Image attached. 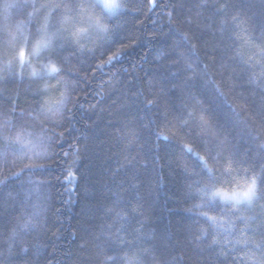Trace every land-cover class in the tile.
Instances as JSON below:
<instances>
[{"label": "trees", "instance_id": "obj_1", "mask_svg": "<svg viewBox=\"0 0 264 264\" xmlns=\"http://www.w3.org/2000/svg\"><path fill=\"white\" fill-rule=\"evenodd\" d=\"M197 2L160 0V6L149 11L143 8L141 0L142 11L127 16L126 30L117 37L126 44L131 41L130 46L110 63L101 66L97 59L100 53L83 55L79 59L66 53V67L73 69L71 76L79 81V102L73 108L74 114L66 125L64 136L54 142L46 140L45 134L33 125L31 119H15L21 110L33 106L28 73L32 68L41 69L43 60L37 63L33 58L31 65L23 67L14 63L7 71L0 61V75L12 78V73L24 72L23 80L15 77L16 86H9L11 90L0 87V96L3 97L0 99V126L4 123L3 112L14 107L12 125L15 134L21 136L20 142L7 150L8 158L23 159L25 152L28 155L43 153L52 145L51 159L45 160L41 155L39 160L48 166L37 170L42 171L48 181L47 200L34 185L27 183V176L17 178L11 175L17 168L0 167V181H3L0 182V239L13 226L31 225L36 213H40V218L45 221L44 231L30 227L24 234L28 245L34 246L35 253L28 258V264H86L96 244H102L105 239L114 241L117 236L130 239L133 228H140L139 234L147 244L152 243L150 236L156 237L163 255L171 253L180 264H187L186 260L180 259L181 248L188 251L186 227L195 219L203 221L204 218L197 217L195 209L193 212L184 210L191 207L192 202L185 199L183 181L175 164L165 163L179 154L181 138L173 136L177 129L161 123L157 119V108L146 103L160 94L161 88L167 92L169 110L173 113L179 112L183 103L192 101L188 95V89L192 88L202 97L219 128L230 134L234 151L241 158H246L249 153L252 158L264 154L259 147L264 140L259 116L264 104L262 92L256 84L246 83L249 76L258 74L260 69L259 66L251 69L243 64L253 49L233 35L236 31L245 38H260L264 27V0H211V8H197ZM218 2L228 3L227 13L238 14L240 20L250 18L249 22L239 29L235 28L234 22L221 25V13L215 10ZM169 12L173 13L172 16ZM134 17L143 20V24H134ZM23 19L24 16L16 14L7 21L14 36L33 30L32 21L20 24ZM4 26L5 19L0 15V31ZM219 27L226 28L222 39L216 30ZM178 29L192 35L191 42L197 44L196 52L190 50L189 42L181 37ZM82 38L89 47L93 46L94 34ZM213 49L217 59L209 61L208 54ZM233 49L244 55L229 59L234 55ZM176 59L179 63L172 62ZM188 60L198 72V78L185 85L183 77ZM221 63L225 65L223 68ZM205 73L207 79H204ZM228 76L233 77L237 87L232 91L225 89L227 95L220 96L214 91L212 81ZM58 96L57 91L49 92L53 100ZM245 101L247 114H251L252 119L246 118L245 113L236 115L239 109L233 111V103ZM191 128L186 131L191 132ZM133 130L139 133L138 139L131 134ZM159 132L163 135L157 137ZM164 136L170 138L165 140ZM191 144L197 150L196 145ZM4 152L0 146V161ZM5 176L7 181H4ZM109 208L111 211H106ZM203 210H208V206ZM209 214L215 213L210 211ZM218 223H224L219 216ZM236 224L237 228L231 229L224 223L218 231L238 250L241 246L235 241L240 238L243 225L238 221ZM195 230L193 224L192 231ZM86 241L87 245L82 249L80 245ZM140 243L145 244V240ZM204 258V264L215 259L209 257L208 252L204 253ZM18 259L9 257L6 252L0 255L3 264Z\"/></svg>", "mask_w": 264, "mask_h": 264}, {"label": "snow or ice", "instance_id": "obj_2", "mask_svg": "<svg viewBox=\"0 0 264 264\" xmlns=\"http://www.w3.org/2000/svg\"><path fill=\"white\" fill-rule=\"evenodd\" d=\"M37 2L38 0H0V15L5 20L11 19L13 14L22 15L24 19L20 20L21 25L31 22L33 17L41 13V9H46L38 22L37 31L40 34L31 41L30 46L27 36H25V42L18 47L15 54L17 63L21 67L25 64L31 65L33 58L43 57L45 53L49 54L47 62L43 61L41 69L32 68L31 72L28 73L27 83L29 90L33 92V106H30L27 110H21L15 119L30 118L33 125L39 126L40 132H45L47 128L51 127L52 131L55 132V139L58 140L65 134L66 125L63 122L66 114H68L67 118L71 119L74 114L73 108L79 102L77 95L79 81L72 78L71 72L73 69L65 67L51 58V53L57 47L55 41L58 38L67 40V37H63L62 29L66 31L69 28L73 29L68 31V36L81 54L85 52V45L81 43L82 36L94 34L93 46L88 47L87 51L92 54L90 56H96L97 53H100L97 59L102 66L103 63L114 61L118 55L130 46L131 41L126 44L122 40H117V37L126 30L125 26L129 22L123 14L124 10L129 13L141 12V0H90L88 8L82 3L73 2V0H69V2H66V0H40L39 7H37ZM142 2L143 8L149 11L160 6V0H142ZM212 6L211 0H198L195 5L197 8H211ZM228 7L229 4L226 2H218L215 5V10L221 13L219 17L221 25L234 22L235 28L239 29L242 24L249 22L250 18L240 20L238 14L227 13ZM75 9H79V11H75ZM174 10L175 6H173ZM168 14L172 16L173 13L169 12ZM85 15L87 16L86 20ZM52 20H55L56 23L52 24ZM109 21H114V23H109ZM133 22L134 24H143V20L138 19V17H134ZM216 30L221 33L222 39L226 28L219 27ZM178 31L180 30L178 29ZM180 34L185 41L189 42L190 50L196 52L197 44L191 42L192 35L187 31H180ZM233 35L237 40H242L244 44L250 45L253 49L251 54L247 55L242 62L251 69H256L259 66L260 71L258 74L253 73L249 76L246 83L256 84L260 87L261 99L264 101V27L261 28V36L258 40H253L250 36L245 38L240 35V32L236 31L233 32ZM59 47L62 48L64 45L60 44ZM233 53L234 55L229 56V59L234 60L238 56L244 55L236 49H233ZM222 54L227 55V53ZM71 55H75V53L73 52ZM156 58L160 59V57ZM64 59L66 60L67 57H64ZM216 59L215 49H213V52L208 54V60L216 61ZM172 62L179 63V59ZM224 66V63L220 64L221 68ZM204 67L207 68L208 65L205 64ZM232 71L235 72V69ZM16 76L23 80L24 72L12 73V78L9 75H0V87L11 90L9 86H16ZM197 78L198 72L191 60H188L183 83L188 85ZM204 79H207V73L204 74ZM212 83L214 91L220 96L227 95L225 89L232 91L237 87L231 76L220 81L213 80ZM175 86L173 85V87ZM50 91L59 92L58 98L51 99L49 97ZM188 95L193 103L191 106L188 103H183L181 110L176 113L169 110L167 92L164 88H161L160 94L146 101L148 105L157 108V119L161 123L177 129L173 136L179 137L185 128L192 126V122L195 120V126L203 137L202 142L205 146L203 150H194L190 142H184L183 139L180 141L183 151L195 156L200 161L202 169L207 170V175L204 176L197 172L188 160L182 156L177 157L180 160V167L189 176L196 177V179L185 184V199L192 201V206L184 210L193 212L195 209L197 217L204 218L203 221L195 219L192 224L187 225L185 239L188 251L181 248L180 259L186 260L187 264H204V253L208 252L209 257H215V259L209 260L207 264H264V163L261 164L259 170L252 171L250 175H247L250 172L249 167L239 163L240 157L234 151V146L229 140V134L217 127L215 121L209 115V109L205 107L202 97L196 94L192 88L188 89ZM240 96L243 97V93H240ZM2 98L0 96V99ZM11 103V100H9V104ZM69 104L72 105V108H69ZM232 108L234 112L239 109L236 115L245 113L246 118H253L251 114H247L246 101L244 103H233ZM7 111L6 109L3 114ZM15 112L16 109L11 108V113ZM259 116L261 127L264 128V104L261 105ZM173 121H175L174 124ZM7 127V123L0 126V146L5 149L0 167H5L8 163L7 145H15L21 140L19 133L14 136L6 135L4 129ZM125 127L128 126L125 125ZM58 129L60 131H57ZM131 134L138 139V132L133 130ZM161 135H163L162 132L157 133V137ZM169 138V136H164L165 140ZM128 146L130 144L126 145V147ZM51 147L50 144L43 150V153L35 154L43 155L45 160L51 159ZM259 147L261 152L264 153V140H262ZM209 158L215 161V164L211 163ZM261 159L264 160V154L261 155ZM12 163H15V160ZM217 165L223 167L224 173L231 177L230 180H220L217 175ZM47 166L46 162L36 163L29 157L28 162L22 166H17L18 170L12 171L11 175L17 178L27 176V183L34 185L35 190L43 193L44 199L47 200L48 181L44 178L45 175L42 171H37L46 169ZM241 172L245 175L241 176ZM7 180L8 177L5 176L4 181ZM195 184L200 186L194 189ZM193 191L199 193L198 200L191 195ZM9 196L11 197V193ZM206 205L208 210H203ZM133 210L135 211V209ZM106 211L110 212L111 209H106ZM210 211L215 214L210 215ZM35 216L36 218L31 225L25 223L23 227L13 226L8 229V234L0 239V255L6 252L9 257H19L18 260L10 261V264H28V258L35 255L34 246L28 245L24 236L30 227L33 229L39 228L41 231L45 230V221L40 218V213H36ZM218 216L231 229L237 228V221L243 225V229L240 230V238L235 241L236 244L241 246L238 250L227 237L222 238L220 236L218 229L223 228L224 223H218ZM193 224L196 226L194 232L192 231ZM248 230H251V232ZM133 232L140 233V228H133ZM52 235H55V233H52ZM95 239H99V237H95ZM150 240L152 243L142 244L138 249V251L151 257L149 261L135 255L128 256L127 252L122 251L121 246L123 244L132 245L134 243L135 237H132L127 240L120 238L118 241L105 239L102 244H96L94 246L95 251L86 261V264H104L105 261L110 262V264H122L121 260L118 259L121 254L127 257L129 264L132 260H138L139 264H180V260L173 257L171 253L167 256L162 254L157 245L156 237L150 236ZM86 245L87 241L81 244L80 247L84 249ZM227 245H232V247L229 248ZM96 257H103V259L96 262ZM0 264H3V262L0 261Z\"/></svg>", "mask_w": 264, "mask_h": 264}, {"label": "clouds", "instance_id": "obj_3", "mask_svg": "<svg viewBox=\"0 0 264 264\" xmlns=\"http://www.w3.org/2000/svg\"><path fill=\"white\" fill-rule=\"evenodd\" d=\"M66 2H69V0H66ZM73 2L75 3H82L86 8H88L89 4H90V0H73ZM40 4V0H38L37 2V7H39ZM90 10V9H89ZM46 11V9H41V13L38 14L37 16L33 17L32 19V23H33V30L32 31H28L24 34H19L14 36L11 32V30L8 27L7 21H9L10 19L5 20V26L3 28L2 31H0V61H2L3 65H4V69L5 71L8 70V68L14 64L17 63V60L15 58V54L16 51L18 49V47L23 44L25 42V36H27L28 39V44L30 46L31 41L38 36L40 33L37 31V27H38V22L40 21V16H42V14ZM75 11H79V9H75ZM124 16H128L130 13L127 12L126 10H124L123 12ZM16 14H13L11 19L15 17ZM87 19V16L85 15V20ZM52 24H55L56 21L52 20L51 21ZM109 23H114V21H109ZM73 29L69 28L67 31L62 29L63 32V37H67V40L63 39V38H58L55 43L57 45V47L55 48V50L51 53V58L56 60L58 63L62 64L63 66L66 67V62H65V54L67 53L69 56H71L72 58L75 59H79V57L83 56V55H92L91 53H89L87 51V48L89 47L88 44L85 43L84 39H81V43L85 45V52L83 54H81V52L78 50L77 46L75 44H73L71 42V38L68 36V31H71ZM60 44H63L64 47H59ZM75 53V55H71V53ZM49 58V54L45 53V55L43 57L40 58H36L37 59V63H39L40 60H43L44 62H47V59ZM193 103V101H191L189 104V106H191V104ZM69 108H72V105L69 104ZM186 111V110H184ZM4 115V123L8 124V127L4 129L5 134L9 135V136H14L15 135V128L12 125V113L11 111H7ZM67 115L65 116L64 125H67L68 123H70L71 119L67 118ZM209 115L211 116V118L213 119V121H215L214 116L211 114V112L209 111ZM30 119V118H28ZM196 121L193 120L192 122V128H191V132L186 131L185 128L183 130V132L180 134V138L183 140H187L190 143H193L196 145L197 149L199 150H203L204 149V144H203V137L199 134V130L198 128L195 126ZM217 127H219V125L216 123ZM37 128H39L38 125H36ZM40 131V130H39ZM45 134V139L48 141H53L55 139V132L52 131L51 127L47 128L45 130V132H41ZM230 135V134H229ZM51 138V139H49ZM14 148V145L12 144H8L7 145V150H11ZM238 154V153H237ZM178 156H182L184 159L188 160L190 165L197 171L200 172L202 175L206 176L207 175V170L206 169H202V166L200 164V161L195 158L193 159V156L191 153H185L183 151V147L182 144H180V151L178 155H174L173 157H171L170 160H166L165 163L166 164H175V170L179 173L180 177L182 178L183 181V191H184V187L186 182L191 181L193 179H196L195 176H189L182 167H180V160L177 159ZM239 156V154H238ZM29 157L32 158V160L36 163H39V160L41 158V156L36 155L35 152L32 153V155H28L27 152L24 153V157L23 159H19V158H12L9 157L8 158V163L7 165L4 167L5 169H9V168H17V166H22L24 163L28 162ZM240 157V156H239ZM210 162L215 164V161L211 160ZM15 160V163H12V161ZM239 163L249 167L250 172L247 175H250L252 171L255 170H259L260 166L262 163H264V160L261 159V156L258 158H252L251 154H247L246 158H241L239 160ZM217 175L220 178V180H230L231 177H229L226 173H224L223 171V167L221 165H217ZM242 175H245L244 173H240ZM199 184H195L193 186V188H197L199 187ZM185 193V191H184ZM191 195L195 198V199H199V193L193 191L191 193ZM192 201L188 200V203H190ZM36 230H40L39 228H36ZM130 235H132V237H135V241L132 245H129L127 243L123 244L121 246L122 251L123 252H127L128 256H137V257H141L143 258L145 261H149L151 259V257L147 256L145 253L138 251L139 247H141V243L140 241L142 239L145 240V245L147 244V240L143 237L140 236V234L138 232H134L131 233ZM120 239L119 236H117L115 238L114 241H118ZM127 240V239H125ZM103 259V257H96L95 261L99 262ZM118 259L121 260L122 264H129L127 257L123 256L122 254L120 256H118ZM104 264H110V262L105 261ZM131 264H139L138 260H132Z\"/></svg>", "mask_w": 264, "mask_h": 264}]
</instances>
